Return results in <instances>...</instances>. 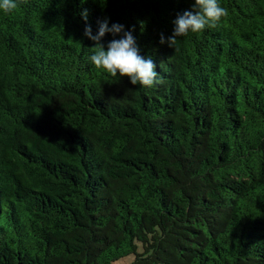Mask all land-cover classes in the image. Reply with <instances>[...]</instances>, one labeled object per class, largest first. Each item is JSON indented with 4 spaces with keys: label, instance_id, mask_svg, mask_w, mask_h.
I'll use <instances>...</instances> for the list:
<instances>
[{
    "label": "trees",
    "instance_id": "16d2710c",
    "mask_svg": "<svg viewBox=\"0 0 264 264\" xmlns=\"http://www.w3.org/2000/svg\"><path fill=\"white\" fill-rule=\"evenodd\" d=\"M193 2L0 11V264H264V0L169 46ZM105 19L153 87L92 65Z\"/></svg>",
    "mask_w": 264,
    "mask_h": 264
},
{
    "label": "clouds",
    "instance_id": "9594fccd",
    "mask_svg": "<svg viewBox=\"0 0 264 264\" xmlns=\"http://www.w3.org/2000/svg\"><path fill=\"white\" fill-rule=\"evenodd\" d=\"M83 3V0H81ZM18 7L17 0H0V11L11 13ZM87 20V10L81 13ZM228 15L225 7L218 0H194L192 9L185 11L174 21L172 36L168 38L169 46L174 47L178 37L186 36L189 32L199 33L206 28H215L222 18ZM106 33L114 38L105 47L102 38ZM122 34V35H121ZM84 35L93 41L92 54L89 59L97 69H103L105 73L115 78L127 77L133 86L151 88L157 82L158 73L151 58L140 55L135 38L131 31H125L124 25L114 23L109 27L105 19L98 22V31L92 35L91 27L87 26ZM119 36V38H115ZM160 42L164 43L161 36Z\"/></svg>",
    "mask_w": 264,
    "mask_h": 264
},
{
    "label": "rangeland",
    "instance_id": "374dc122",
    "mask_svg": "<svg viewBox=\"0 0 264 264\" xmlns=\"http://www.w3.org/2000/svg\"><path fill=\"white\" fill-rule=\"evenodd\" d=\"M133 260H134V257L131 255V256L122 258V259L114 262L113 264H132Z\"/></svg>",
    "mask_w": 264,
    "mask_h": 264
}]
</instances>
